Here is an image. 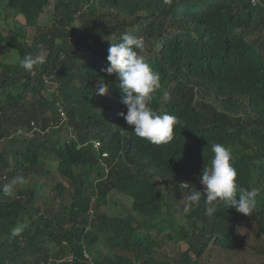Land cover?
<instances>
[{"label":"trees","instance_id":"trees-1","mask_svg":"<svg viewBox=\"0 0 264 264\" xmlns=\"http://www.w3.org/2000/svg\"><path fill=\"white\" fill-rule=\"evenodd\" d=\"M46 5L47 0H0L4 18L6 12L14 17L10 33L0 32L3 52L15 49L19 60L29 54L26 32L15 17L21 15L25 26H39ZM53 14L50 28L29 45L47 52L43 65L26 72L19 62L0 64V188L16 176L27 181L31 174L42 175L45 162H56L57 174L68 186L52 177V198L70 197V206L54 212L56 207L36 192L35 184L18 185L14 198L0 191V264H92L82 250L90 251L101 235L110 248L144 257L141 264H210L202 260L210 254L204 255L210 243L228 251L238 248L236 223L256 219L257 212L264 211V184L256 198L258 210L250 216L223 204L207 215L203 198L184 215L185 224L176 221L174 211L183 213L184 203L177 207L180 197L203 191L199 180L212 156L208 141L231 149L239 187H253L255 169L264 176V0L256 5L250 0H56ZM77 18L81 32L73 27ZM252 29L259 32L258 46L246 38ZM124 33L143 38L142 55L160 74L162 88L153 109L181 121L167 145L137 137L134 126L118 115L127 112L120 103L119 81L104 70L111 43ZM101 79L108 83L107 94L117 99L116 109L96 106ZM199 89L219 107L198 96ZM165 90L171 93L167 103L161 99ZM60 105L74 134L46 143L47 133L42 132L49 123L57 124ZM241 110L251 114L243 117ZM252 127L257 147L247 153L239 146ZM17 128L29 130V135H14ZM93 139L100 141L98 150ZM103 151L107 172L93 184L91 172L103 177L95 166ZM165 184L169 186L163 188ZM112 190L130 197L131 210L141 218L97 213ZM89 209L96 217L86 228ZM258 221V232H264L262 218ZM66 223L70 226L64 227ZM18 224L26 226L22 236L10 239L11 228ZM180 241H185L184 249L169 256L159 251L165 242ZM96 260L136 262L118 254Z\"/></svg>","mask_w":264,"mask_h":264},{"label":"clouds","instance_id":"clouds-1","mask_svg":"<svg viewBox=\"0 0 264 264\" xmlns=\"http://www.w3.org/2000/svg\"><path fill=\"white\" fill-rule=\"evenodd\" d=\"M252 5L259 3V0L252 1ZM165 4H171V0H164ZM12 50V49H11ZM145 51V41L141 37L134 36L129 33L122 34L119 42L111 43L108 49L107 61L109 66L104 70L107 74H116L119 81L118 87L121 92L120 103L126 106L127 112L118 113L123 117L125 122L134 126V134L155 145H167L175 138V128L181 124L177 116L170 115L167 112H157L153 109L152 103L157 93L161 90V77L160 74L152 69L146 62L142 53ZM19 55V54H18ZM47 52L41 46L36 55H25L19 60V66L26 72L34 70L35 66L43 65L46 62ZM2 63V62H1ZM0 63V64H1ZM108 83L101 79L96 88V94L103 96L108 93ZM162 102L167 103L171 99L169 91H163ZM60 118L57 124L49 123L42 133L45 135L46 143L59 142L56 134L51 135L52 132L57 131L61 124H65L67 119L64 110L58 108ZM33 127L35 124L31 123ZM67 125V124H66ZM59 127L58 129H55ZM71 130V128H69ZM29 130L23 131L17 128L14 135L23 136L28 134ZM29 135V134H28ZM73 136V135H72ZM92 146L94 149L100 148V141L93 139ZM211 145V159L210 164L204 166L202 169L201 178L199 183L203 185V191L193 190L186 197L182 212L185 216L189 214L194 206H199L202 198L206 205V214L213 215L217 212L220 205H226L234 208L238 213L245 216H250L257 205V197L261 194V189L253 187L250 190L239 187L237 184V170L233 167L232 152L223 144L213 143L208 141ZM107 156V152L103 151L100 156L95 159V166L103 170V177H96V172L90 173L89 180L93 182L100 181L104 178L107 172V165L103 157ZM48 163L55 164L56 162H45L43 166L42 175L36 173L35 176H43L51 174V167ZM58 175V174H57ZM59 176V175H58ZM88 176V177H89ZM29 178H27L28 180ZM26 180L23 176H16L8 183H5L0 191L9 198L16 196V189L18 185H24ZM68 186V185H67ZM37 192V191H36ZM89 221L86 228L91 221L96 217L94 216L93 209H89ZM68 223L64 227H69ZM24 224H18L10 230V239L22 236L25 229ZM84 259L89 260L95 264V259L90 257L87 248L82 250ZM65 260V259H64Z\"/></svg>","mask_w":264,"mask_h":264},{"label":"rangeland","instance_id":"rangeland-1","mask_svg":"<svg viewBox=\"0 0 264 264\" xmlns=\"http://www.w3.org/2000/svg\"><path fill=\"white\" fill-rule=\"evenodd\" d=\"M56 0H47V5L45 6L42 14L39 18V26H25L24 25V19L21 15H17L15 17L16 21L20 22L18 24V27H21L26 32L25 36V43L28 46L27 53L31 55H36L37 50L34 48H30L29 45L32 43L33 40L38 38L40 35V31H46L50 26L53 24V12H54V4ZM6 19L4 18L5 13H0V32L4 35L6 33H10V30L13 29V15L11 13L6 12ZM74 29L77 32H81V21L79 18H77L74 21ZM133 29H136L137 26H133ZM12 32V31H11ZM0 33V34H1ZM263 34V33H262ZM259 35V32L255 29H252V32L250 34H247L246 38L250 40L251 42L255 43L257 45V36ZM264 41V37L262 38ZM59 39H57L58 41ZM113 40V39H112ZM5 46V43L0 40V63H11V64H17L19 62V55L18 52L15 49L8 50V52H3L2 49ZM258 46V45H257ZM117 77V76H116ZM55 87V86H54ZM51 88V87H50ZM197 95L201 96L207 100L213 101L216 106L219 107V105L216 103V101L213 99V96L208 95L203 92L202 89H199L197 91ZM28 99H32L33 95L31 93H27ZM117 99L113 96H110L108 94L100 96L98 99V108L102 106H107L109 108L116 109V101ZM239 102L244 103V100L242 101V98L239 97ZM242 116L247 117L251 113L244 112L241 110ZM238 114H240L238 112ZM60 127L62 128H55L58 129L56 133V138L65 139L69 135H73L74 132L72 130H69V127L66 124H61ZM255 129H250L248 133H246L242 137V141L240 143L239 148H242L245 152L250 153L254 148L257 147L256 142V127H252ZM54 132L51 133L53 135ZM96 160V159H95ZM48 165L51 167L49 169L51 171L50 175H43V176H35L34 174L29 175V179L26 181L28 184H35L36 185V191L41 196H48V201H51L52 208H55L54 212L58 211V214L62 213L63 209L62 207L64 205H67V207H64L65 210L69 209L70 206V197L68 200L61 199L60 197H53L51 194V187L50 183L53 181L51 179L52 177L56 180L62 181L64 185L67 186V180L62 177L58 176L55 172V164L54 163H48ZM259 169H255L253 172L252 177V185L253 187L262 189L264 184V179H261L260 176L263 174H260L258 171ZM259 175V176H258ZM257 176V177H256ZM47 179L50 181H47ZM174 182H178V178L173 179ZM169 184H165L163 188L168 187ZM252 187V188H253ZM186 199V196H182L177 201V207H180V203H184ZM131 198L125 195H121L119 192H116V190H112L106 197L105 202H101L99 204L98 209L96 210L97 213H106L107 215H121L126 216L128 213H131L135 218L140 219V215L137 211L131 210ZM258 210V208H255ZM161 214V217H166V213ZM57 214V215H58ZM176 221L179 224H185L186 217L183 213L180 212V210L174 211ZM260 217L263 220V224H261V227L264 228V211L263 212H257L256 219H248L247 221L239 220L236 223L235 226V237L239 238L241 241V244L238 248L234 249L233 251H228L225 248H220L218 246L213 245L212 243L209 244L208 249L205 251L204 255L210 250V254H207L206 256H202V260L204 263H210V264H264V232H258V229H260L259 226V219ZM142 220V219H141ZM183 247V248H182ZM186 247L185 241H180L178 243H168L165 242L162 244V247L159 248V251L162 253H165L166 255H171L173 252H175L177 249H184ZM90 257L94 259H98L96 261H100L102 257L106 254L108 256H113L115 254L118 255H128L131 259H136V262L134 264H141L144 260V257H135L134 253L132 251L123 250V249H113L110 248L106 242V239H104V236L101 235L99 237V242L93 244L90 246ZM16 264H19L16 262Z\"/></svg>","mask_w":264,"mask_h":264},{"label":"built area","instance_id":"built-area-1","mask_svg":"<svg viewBox=\"0 0 264 264\" xmlns=\"http://www.w3.org/2000/svg\"><path fill=\"white\" fill-rule=\"evenodd\" d=\"M252 1H255V0H252Z\"/></svg>","mask_w":264,"mask_h":264}]
</instances>
